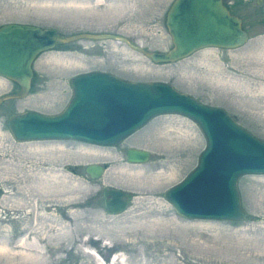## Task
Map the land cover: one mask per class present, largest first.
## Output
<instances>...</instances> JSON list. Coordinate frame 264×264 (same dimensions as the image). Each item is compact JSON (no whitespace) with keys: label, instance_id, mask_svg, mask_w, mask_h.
I'll return each instance as SVG.
<instances>
[{"label":"rangeland","instance_id":"obj_1","mask_svg":"<svg viewBox=\"0 0 264 264\" xmlns=\"http://www.w3.org/2000/svg\"><path fill=\"white\" fill-rule=\"evenodd\" d=\"M224 1L232 13L242 18V28L248 32L246 43L234 49L207 46L163 64L152 63L120 40L82 38L57 44L35 57L29 92L23 98L6 99L0 105V231L3 233L0 238L7 231L14 238L21 236L22 233H17L20 226L41 231L52 225L53 215L59 220L64 214L73 216L74 211L86 217L103 213L109 223L92 225L97 224L101 227H97L98 231L105 233L106 225L131 226L136 224L133 214L153 210L149 215L168 218L177 233L144 236L154 244H144L140 252L135 249L138 241L126 234L112 248L103 247L105 242L111 245L112 238L100 239L96 245L105 249L106 257L114 255L116 248L131 261L147 260L149 264H264V174H246L238 180L240 202L247 212L240 221L188 219L177 215L162 195L191 171L205 145L202 132L190 118L158 115L121 143L108 148L73 139L14 141L7 129L6 118L11 111L32 109L53 114L60 111L71 94L70 77L99 68L133 81L171 83L197 100L222 106L239 124L264 140V7L256 4V0ZM171 3L172 0H0V25L10 21L35 23L40 27H56L61 34L69 35L78 31H109L124 34L132 44H140L142 48L165 51L172 45L164 22ZM17 86L16 82L0 76L1 95L13 92ZM129 146L150 151L148 161L127 162L125 147ZM109 156L114 159H99ZM89 162L106 163V172L95 179L88 177L84 167ZM160 169L165 170L161 187L144 185L141 173L149 175ZM110 186L132 192L125 211L117 215L104 207L102 188ZM59 221L68 227L90 223L83 219ZM98 234L91 236L95 238ZM86 236L89 235L82 233L77 239ZM73 243L65 246L71 252L66 249L61 253L67 257L65 261L90 264L92 257L88 251L80 242L72 248Z\"/></svg>","mask_w":264,"mask_h":264},{"label":"water","instance_id":"obj_2","mask_svg":"<svg viewBox=\"0 0 264 264\" xmlns=\"http://www.w3.org/2000/svg\"><path fill=\"white\" fill-rule=\"evenodd\" d=\"M256 4L262 0H256ZM264 7V5H263ZM164 22L172 45L165 51L132 44L120 33L82 31L61 34L56 27L11 21L0 25V76L17 83V89L0 94L4 100L23 98L32 86L35 57L52 47L74 40L116 39L140 52L152 63L175 62L207 46L236 48L246 43L242 18L232 13L224 0H172ZM71 94L55 114L25 109L6 118L14 141L73 139L95 145H117L150 119L161 114L183 115L196 123L204 147L195 166L181 181L162 192L177 215L188 219L244 220L238 180L243 175L264 174V140L239 124L222 106L206 104L194 95L162 80H136L99 69L70 77ZM149 152L129 146L126 160L147 162ZM88 177L102 174V164L89 162ZM104 207L120 214L132 192L103 187Z\"/></svg>","mask_w":264,"mask_h":264},{"label":"bare ground","instance_id":"obj_3","mask_svg":"<svg viewBox=\"0 0 264 264\" xmlns=\"http://www.w3.org/2000/svg\"><path fill=\"white\" fill-rule=\"evenodd\" d=\"M258 4H260V3H258ZM161 115H164V114H161ZM152 142H150V143H152ZM155 143L156 142L154 141L153 144H155ZM95 146H97V147L100 146L101 148H103V147L108 148L109 147V146L106 147L105 145H102V144H98ZM109 149H111V148H109ZM99 159H103V160L104 159H110L111 160V159H114V157L109 156V157H104V158L102 157ZM106 162H108V161H106ZM129 163L132 164L134 162H129ZM97 164H99V163H97ZM134 164H137V163H134ZM105 165H106V163L102 164V166L104 168L103 172H106L105 171L106 170ZM103 172H102V174H103ZM141 174H142L141 175L142 178L144 179V185L150 184V186L153 185L156 187H161L160 186L161 182H164V178H165V170L164 169H160V171L153 172L149 175L145 174L144 172H142ZM108 177H109V175H108ZM115 178H116V176H115ZM152 213H154L153 210L149 211V212L143 211L141 213L133 214V215L130 214V215H132L133 219H136V221H134V222H136V224L132 223L133 222L132 221L131 226H127L126 223L119 225V226H117L115 224V226H112V227H106L107 226L106 225L105 226V229H106L105 233H103V232L101 233L100 231H98V228H101V227H98L97 224L92 225L93 222H96L100 225H105L106 223H109V222H107V220L105 218H103V216H104L103 213L96 214V212H95V213L90 214L91 216L86 217L85 215L80 216L78 213H76V211H74L73 216L71 215L72 217L69 216L68 214L67 215L64 214L59 219V220H61V218H64L65 220L75 219V221H77V220L79 221V220L83 219L86 222H90L87 225H86V223H84L85 225H81V227H78L76 225L71 226V227L66 226V224L63 225V224H61V221H59L58 218H56V216L53 215V220H51L52 225L50 227L45 228V229H48V232L45 229L40 231V230L34 229L31 226H28V227L27 226H24V227L20 226L17 233H19V234L22 233V234H21V236L19 235L18 237L14 238L13 237L14 235L11 234L10 231H7V233L5 235L6 239H5V236H3L4 238L3 237L0 238V262L1 263L3 262V264H63L64 262H67V261H65L67 259V257L61 255L62 251H65L67 249L65 247L66 244H68V243L71 244L72 242H75V243L80 242L82 245L89 246V244H90L91 245L90 247H92V249L94 248V250H96L99 257L94 256V255L92 256L91 254L89 255L92 257L91 261L93 262V264L94 263L95 264H149L150 262L148 263L147 260H145L144 262H142V260H139V259L138 260L134 259V261H131L130 259H128V257H126L125 253L121 252L120 250H118L116 248L113 249L114 255L106 257V255H104V253H103V251H105V249H101V248L99 249V245H96V243L98 241H100V239L102 240L103 238H106V239L112 238V239H110L112 241L111 242L112 244L110 243L111 245H108L107 242H105L103 244V247H105V248H112L114 245H116V242L119 243L121 241V239H120L121 236L123 237V235H125V234L131 235L130 237L134 238V241L139 242V243L137 242V244H139V245H137V246L135 245L136 246L135 249H137V251L140 252L142 250V249L140 250V247L143 246L144 244H148V245L154 244V243L148 242V240L145 238L146 236L151 237L152 235L154 236L156 233H161L163 235L166 233L169 235H174V233L175 234L177 233L178 230H177L176 226L171 225L172 224L171 220H168V218H164V217H158L154 214H153V216L149 215ZM115 215H117V214L115 213ZM148 215L151 218H149ZM118 216H116V217H118ZM194 219H198V218H194ZM10 220H11V218H10ZM105 229H103V230H105ZM1 232L2 231H0V233ZM82 233H86L89 236H86L85 238H82V239H77L78 237H80L82 235ZM93 233H97V234L100 233V234H98V237L92 238L91 235ZM2 234L3 233H1V235ZM102 234H104V236ZM107 236H108V238H107ZM140 236H142L143 238H141ZM228 238L231 239V236L229 235ZM75 243L72 244V248H73ZM154 247H156V246H154ZM69 248H70V246H69ZM78 248H80V247H78ZM156 249H157V247H156ZM100 250H102V252H99ZM67 252L68 253L71 252V249H67ZM67 264H69V262H67ZM79 264H82V263H79ZM155 264H156V262H155Z\"/></svg>","mask_w":264,"mask_h":264},{"label":"flooded vegetation","instance_id":"obj_4","mask_svg":"<svg viewBox=\"0 0 264 264\" xmlns=\"http://www.w3.org/2000/svg\"><path fill=\"white\" fill-rule=\"evenodd\" d=\"M260 4H261L262 7H263V5H264V0H262V3H260ZM227 7H228V6H227ZM94 69H99V68H94ZM94 69H93V70H94ZM88 70H92V69H88ZM99 70H102V69H99ZM84 71H85V70H84ZM102 71H109V70H105V69H104V70H102ZM109 72L112 73V71H109ZM81 73H82V72H81ZM112 74H113V73H112ZM113 75H117V74H113ZM118 76H120V75H118ZM125 78H126V77H125ZM126 139H127V138H126ZM122 141H123V140H122ZM122 141H121V142H122ZM121 142H119V143H121ZM128 148H129V147H127V148L125 147L126 150H127ZM136 148H137V147H136Z\"/></svg>","mask_w":264,"mask_h":264}]
</instances>
